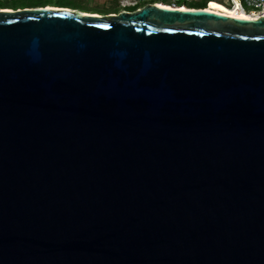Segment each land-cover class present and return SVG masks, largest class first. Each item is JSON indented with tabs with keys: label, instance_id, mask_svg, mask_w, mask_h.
I'll return each mask as SVG.
<instances>
[{
	"label": "water",
	"instance_id": "obj_1",
	"mask_svg": "<svg viewBox=\"0 0 264 264\" xmlns=\"http://www.w3.org/2000/svg\"><path fill=\"white\" fill-rule=\"evenodd\" d=\"M0 264H264V17L0 11Z\"/></svg>",
	"mask_w": 264,
	"mask_h": 264
},
{
	"label": "built area",
	"instance_id": "obj_2",
	"mask_svg": "<svg viewBox=\"0 0 264 264\" xmlns=\"http://www.w3.org/2000/svg\"><path fill=\"white\" fill-rule=\"evenodd\" d=\"M215 0H123L122 5L136 6L137 4H155L179 10L192 9L194 4H205L204 8L211 10V5ZM230 8L229 12H235L237 17L246 15L248 18L258 19L264 17V0H223ZM247 8L250 10L248 11ZM215 11V10H212ZM229 15V14H228Z\"/></svg>",
	"mask_w": 264,
	"mask_h": 264
},
{
	"label": "rangeland",
	"instance_id": "obj_3",
	"mask_svg": "<svg viewBox=\"0 0 264 264\" xmlns=\"http://www.w3.org/2000/svg\"><path fill=\"white\" fill-rule=\"evenodd\" d=\"M36 1L39 5L42 4H50V5H55L52 7H57V8H66V9H72V10H77L81 13H85L87 15H109V14H116L120 10L124 9L117 5L118 2L123 1V0H50V1H39V0H33ZM131 2V0H130ZM214 4H217L219 6L224 7L227 11L230 8L226 6V3L223 0H215L213 1ZM145 6V4H139L138 7L136 8H142ZM192 9L191 10H205L208 11V8H204L205 4H194L190 6ZM128 9H135V7L129 6ZM249 11L250 9L247 8ZM219 13H225V12H219Z\"/></svg>",
	"mask_w": 264,
	"mask_h": 264
},
{
	"label": "flooded vegetation",
	"instance_id": "obj_4",
	"mask_svg": "<svg viewBox=\"0 0 264 264\" xmlns=\"http://www.w3.org/2000/svg\"><path fill=\"white\" fill-rule=\"evenodd\" d=\"M39 1L42 2V1H50V0H39ZM116 2L118 3L117 5L124 8L117 13H120L122 11L134 12L138 9L136 7L139 6V4H137L136 6H131V7H135V9H128L129 6L122 5L123 1H120V2L116 1ZM52 6H55V5H50V4L39 5L36 1H33V0H0V11H14L15 12V11L28 10V9L46 8V7H52Z\"/></svg>",
	"mask_w": 264,
	"mask_h": 264
},
{
	"label": "bare ground",
	"instance_id": "obj_5",
	"mask_svg": "<svg viewBox=\"0 0 264 264\" xmlns=\"http://www.w3.org/2000/svg\"><path fill=\"white\" fill-rule=\"evenodd\" d=\"M211 10H215V11H217V12H221V10H222V12H225V13H223V14H229V15H232V16H236L237 14L235 13V12H229V11H227L224 7H222V6H219V5H217V4H212L211 5ZM241 17L242 18H248V17H246V15H241Z\"/></svg>",
	"mask_w": 264,
	"mask_h": 264
}]
</instances>
